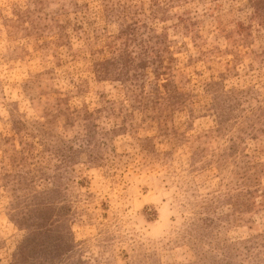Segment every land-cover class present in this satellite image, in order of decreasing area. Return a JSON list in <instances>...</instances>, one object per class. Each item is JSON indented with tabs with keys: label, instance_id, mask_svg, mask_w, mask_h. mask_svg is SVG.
Instances as JSON below:
<instances>
[{
	"label": "rangeland",
	"instance_id": "374dc122",
	"mask_svg": "<svg viewBox=\"0 0 264 264\" xmlns=\"http://www.w3.org/2000/svg\"><path fill=\"white\" fill-rule=\"evenodd\" d=\"M231 257L264 264V0H0V264Z\"/></svg>",
	"mask_w": 264,
	"mask_h": 264
},
{
	"label": "trees",
	"instance_id": "16d2710c",
	"mask_svg": "<svg viewBox=\"0 0 264 264\" xmlns=\"http://www.w3.org/2000/svg\"><path fill=\"white\" fill-rule=\"evenodd\" d=\"M32 237H33V235L32 236H28L27 237V239H25V242H24V244H23V246H22V248H21V255H22V249H25V250H28V248H30L31 247V242L32 241H34L33 239H32ZM35 237V236H34ZM240 243H243V242H240ZM235 249H237V247H235ZM234 250V249H233ZM237 250H239V249H237ZM229 259H232V257L231 258H228V259H223V262H225V264H232L231 262H230V260Z\"/></svg>",
	"mask_w": 264,
	"mask_h": 264
}]
</instances>
